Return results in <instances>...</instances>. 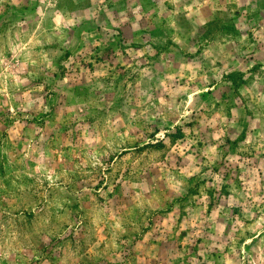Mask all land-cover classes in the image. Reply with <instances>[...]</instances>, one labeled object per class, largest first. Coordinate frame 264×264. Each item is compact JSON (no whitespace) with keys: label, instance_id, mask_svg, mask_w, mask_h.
<instances>
[{"label":"rangeland","instance_id":"obj_1","mask_svg":"<svg viewBox=\"0 0 264 264\" xmlns=\"http://www.w3.org/2000/svg\"><path fill=\"white\" fill-rule=\"evenodd\" d=\"M0 264H264V0H0Z\"/></svg>","mask_w":264,"mask_h":264}]
</instances>
